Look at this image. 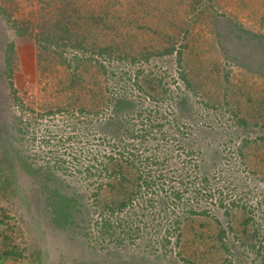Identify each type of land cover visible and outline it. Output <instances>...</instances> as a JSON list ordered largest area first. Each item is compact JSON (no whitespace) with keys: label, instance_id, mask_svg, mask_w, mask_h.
Here are the masks:
<instances>
[{"label":"rangeland","instance_id":"obj_1","mask_svg":"<svg viewBox=\"0 0 264 264\" xmlns=\"http://www.w3.org/2000/svg\"><path fill=\"white\" fill-rule=\"evenodd\" d=\"M6 17L33 33L64 22L105 52L39 49ZM115 97L142 112L135 129L154 125L124 150L105 124ZM49 151L66 167L75 151L95 165L91 177L53 167L75 198L64 227L46 206L58 184L38 183ZM114 153L120 192L96 171ZM154 157L165 187L205 177L204 187L195 197L183 187L178 205L158 203L168 194L158 191L151 206L148 189L133 188ZM0 264H264V0H0Z\"/></svg>","mask_w":264,"mask_h":264},{"label":"trees","instance_id":"obj_2","mask_svg":"<svg viewBox=\"0 0 264 264\" xmlns=\"http://www.w3.org/2000/svg\"><path fill=\"white\" fill-rule=\"evenodd\" d=\"M59 13H55V15L57 16ZM80 18V17H78ZM93 20L95 22L96 25H100V15H96L95 17H93ZM6 21L11 22V26L12 28H14L15 32L17 33V35L19 36H27L30 37L34 40V42L37 44V46L39 47V49H49L51 47L58 49L61 48V50L63 52H65L67 49H70V51L75 50V51H81V53L85 54V53H89V51L92 54H96V55H102L104 49H100L98 47V49H96V51H94L95 47L92 46V48L88 49V44L84 43V35L82 36L81 39L77 38L76 34H72L71 32V28L73 27H69L68 24L61 22V21H55L53 23H44V24H38V31H36V33H33V28L35 26L31 25H23L20 22L18 23L17 21H13L10 19V17H6ZM65 49V50H64ZM172 51V50H171ZM53 52V49H52ZM105 52V51H104ZM61 55V54H60ZM64 60V59H61ZM65 61V60H64ZM63 61V62H64ZM101 64V63H100ZM9 71V70H8ZM10 87L12 90V93L14 94V97L16 99V102L18 104V106L21 105V101L18 99V96L15 95L16 94V90L13 89L12 87V83L10 82ZM112 99V112L113 115L109 116L105 121V124L109 127V132H111V129L113 128L114 132L117 135V143L119 144H114L113 147H122V149L124 150V141L125 138L129 139H138L139 137H141V139H144L147 135V133L154 129V125L150 126V130L144 128L141 130H137L135 129V127L133 125H131L129 123V119L132 117H139L142 118V112H134L133 111V106H134V102L126 97H115V98H111ZM65 110L67 108L63 107ZM59 109V108H58ZM52 113V111H47L45 114H50ZM66 113H68L66 111ZM65 113V114H66ZM149 118L145 117L144 119V125L146 120H148ZM142 121V119H141ZM240 121V120H238ZM18 122L21 123V120L18 119ZM33 122V121H32ZM32 122L29 121V123L31 124ZM125 123H128V126L125 127ZM244 125V124H243ZM159 126V125H158ZM107 127H104L103 129H106ZM72 130L76 129V126L72 123L71 126ZM18 131L19 134L23 133V127H18L16 129ZM151 132V131H150ZM54 136V135H53ZM69 136V135H68ZM68 138V137H67ZM74 139V138H71ZM52 140V135H46L43 136L41 138V142L46 146V147H50L55 145V143H50V141ZM64 137L58 139L57 141H64ZM123 140V141H122ZM49 148L47 149L46 152H48ZM113 150H116L115 148H113ZM87 152V151H86ZM95 153V152H94ZM49 159L47 161H45L44 165H40L37 170L39 172L38 174V183L42 184L43 187H45V189H47V185H49L47 182H55L57 185V187H54V189H47V193L45 194V198H46V206H48V210H50L51 214L53 215V220L54 222H56L57 225L64 227L65 223L67 220H70L71 218L74 217L73 212H71L70 210H72V206H73V202L75 201L74 196L72 195H67L66 191H63L64 189H60L59 188H64L65 186H68L67 183L62 182V180H57L54 176L55 174V169L53 167H60V169H62V166L65 167L67 170H73L70 171V173L73 172V174H78L80 173L81 175L84 174L85 177H91L94 176L95 173L92 171L93 167H95V165H90L89 163H85V162H80L81 160H79V157L76 156V151L75 153H71L70 155V159L71 160V166L66 167L67 166V162H68V158L67 157H63L64 155H52V152L49 151ZM121 153H119L120 155ZM79 155L81 156L82 154ZM123 155V154H122ZM115 153L113 155H104L102 156V160H100V169L98 170V168L96 167V171H97V175H102L104 174L107 177V180L105 182V187H116L118 188V192L121 191V188H123V184L127 183V178L125 177V175H121L122 173V169H115L114 166H118L121 167V163H123L122 160L119 159L117 157H114ZM156 156V155H155ZM96 155L95 154H91V156L89 157V160H97L96 159ZM128 159V158H126ZM149 159V157H148ZM162 159H157V157H154L153 160L150 159V161H146V166L144 165L143 170H145V172H143L141 169L139 170V168L137 167V169L140 171V175L137 174L136 177H134V180H136L135 183V187L133 189L134 192L136 193L138 189H144L147 188L148 190H146L151 196L146 199V201L148 203H153V198L155 196V194L158 195V191L162 192L163 191H168L164 192L166 197H160L158 199V203L160 204H173V203H179V201L182 199L181 195L182 192L184 190V188L190 189L192 191H189L190 194H192L193 197H195L197 194H199L201 188L204 187V182H206V178L204 177L203 180L200 178L201 183H197L194 186H190V182L187 183H183V185H181V179H178V181H172L173 184L169 185V187H165L166 183L164 181H166L168 178H170L169 175H167L166 173H162L161 171H157V165L159 167H162L164 165H159L161 163H165V161H161ZM87 162V161H86ZM134 161H131V164H133ZM148 163V164H147ZM150 163V166L148 167ZM66 164V166H65ZM81 164H85V165H81ZM148 167V168H147ZM165 167V166H164ZM64 168V170H65ZM147 168V170H146ZM173 168V167H170ZM41 170H45L44 174H41ZM168 170V169H167ZM53 174V175H52ZM104 176V177H105ZM182 177V176H181ZM183 178V177H182ZM114 180V181H113ZM113 182V183H112ZM175 183V184H174ZM100 187H102V183H100ZM184 187V188H183ZM125 199L123 201H121L118 204V208L116 207H112V206H108V211L110 212V214H113V212L116 210H122L127 204L128 202H130L132 200V196H128L127 192L125 193ZM153 196V197H152ZM184 200V199H183ZM193 200L188 199L186 204H189V210L187 209L185 213L190 212V210L192 209V203L191 202ZM153 206V204L151 205ZM191 208V209H190ZM165 209V208H162ZM169 209V208H168ZM170 210V209H169ZM194 210V209H192ZM106 218L105 219H100V228H102V225L105 224ZM178 222V221H177ZM108 223V222H107ZM106 223V224H107ZM113 225V223H112ZM114 226V225H113ZM129 229V227H127ZM169 241H166V243H168Z\"/></svg>","mask_w":264,"mask_h":264}]
</instances>
